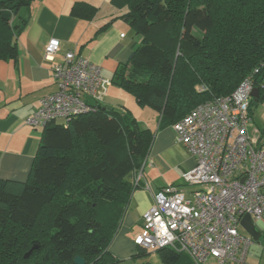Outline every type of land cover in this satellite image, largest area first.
Returning a JSON list of instances; mask_svg holds the SVG:
<instances>
[{"label": "trees", "instance_id": "16d2710c", "mask_svg": "<svg viewBox=\"0 0 264 264\" xmlns=\"http://www.w3.org/2000/svg\"><path fill=\"white\" fill-rule=\"evenodd\" d=\"M37 0H0V61L17 57L16 38ZM140 38L113 84L172 126L196 107L229 97L249 78L264 99V0H110ZM97 9L76 2L70 16ZM105 28V26H104ZM251 102L248 116L251 118ZM120 115V116H119ZM25 182L0 180V264H109L108 251L139 187L153 136L125 113L98 108L48 125ZM28 259L23 256L33 247ZM137 251L143 250L135 247ZM164 264H192L171 249Z\"/></svg>", "mask_w": 264, "mask_h": 264}, {"label": "built area", "instance_id": "2783aa9c", "mask_svg": "<svg viewBox=\"0 0 264 264\" xmlns=\"http://www.w3.org/2000/svg\"><path fill=\"white\" fill-rule=\"evenodd\" d=\"M59 49L56 39L44 47L56 92L40 100L24 121L28 127L41 130L58 120L67 125L94 113L107 95L110 82L99 66L73 52L53 64ZM255 88L247 78L229 97L208 101L172 125L195 165L181 175L183 188L168 186L153 195L133 238L135 247L152 252L168 248L192 264H245L253 242L239 233L240 220L249 215L264 221V149L248 116ZM140 181L141 171L134 185Z\"/></svg>", "mask_w": 264, "mask_h": 264}, {"label": "crops", "instance_id": "0c3cea01", "mask_svg": "<svg viewBox=\"0 0 264 264\" xmlns=\"http://www.w3.org/2000/svg\"><path fill=\"white\" fill-rule=\"evenodd\" d=\"M76 2L97 9L91 20L70 16V8ZM122 12L113 8L110 0H37L30 5L25 13L27 24L16 38V59L0 61V180L25 182L37 153L42 130L28 127L24 121L39 108L42 98L56 92L51 64L44 60V47L50 39L60 43L53 64L61 63L67 52H73L100 67L103 78L110 82L107 93L112 87L122 91L112 82L114 74L127 62L134 44L140 41L135 33L126 35L128 25L118 20ZM145 114L149 123L138 125L150 131L153 139L142 169L134 174L136 177L141 171L140 187L131 198L138 218L124 215L119 234L113 240L117 253L121 247L126 251L130 246L135 248L133 238L141 229L142 215L151 207L153 195L168 186L183 188L181 175L195 165V159L177 140L172 126L159 127V116L151 109ZM257 141L264 149L262 137L257 135ZM252 221L259 240L250 246L245 264H264V221ZM135 226L137 230L131 234Z\"/></svg>", "mask_w": 264, "mask_h": 264}, {"label": "rangeland", "instance_id": "374dc122", "mask_svg": "<svg viewBox=\"0 0 264 264\" xmlns=\"http://www.w3.org/2000/svg\"><path fill=\"white\" fill-rule=\"evenodd\" d=\"M125 32L127 36H131L134 33V31L131 30L129 26L125 27ZM111 89L107 93V96L105 97L102 103L104 107H107V109L117 114L126 112L129 118L131 117L134 119L135 117L137 119L136 120L137 123H139L140 125L144 123H149V120L145 114V111H150L149 108L139 106L134 100V98L131 95H129L126 91L124 90L120 91V89H117L116 87H112ZM111 91L112 92L119 91V92H116L112 95ZM251 118H252L251 131L254 129H257L258 136L262 137V140L264 141V99H262L256 106L251 107ZM55 124L65 126V122L62 120H58ZM187 189H190V188H187ZM141 192L145 193L143 191ZM146 200L145 198H143V201L147 202ZM136 213H137V208L134 207V202H132L130 199L124 215L126 216V214H130V216L137 219L138 216L136 215ZM136 230H137V227L135 226L133 233L131 234H134ZM239 233L242 234L243 236H247L246 233L242 229H239ZM117 234L119 233L117 232ZM115 237L114 239H116ZM113 245H111L113 249H111V246L108 247L113 257L112 262L109 264H164L162 261L161 254L157 251L139 252L135 248H133V246H130V249H127V251L124 249V247H121L120 252L117 253L114 251L115 250L114 248L116 246L114 242H113Z\"/></svg>", "mask_w": 264, "mask_h": 264}, {"label": "water", "instance_id": "95a60500", "mask_svg": "<svg viewBox=\"0 0 264 264\" xmlns=\"http://www.w3.org/2000/svg\"><path fill=\"white\" fill-rule=\"evenodd\" d=\"M253 98V106L257 105L258 100V89H253L252 94ZM100 108V107H99ZM240 228L246 233V235L251 239L253 243L257 242L259 240V232L256 230V225L253 223L252 218L249 215L243 216V218L240 220ZM37 246H33L24 256L23 259H28L31 255L33 250H36ZM47 256L45 257V261H47ZM74 264H84V261L76 256L73 259ZM50 264H55L51 262Z\"/></svg>", "mask_w": 264, "mask_h": 264}, {"label": "flooded vegetation", "instance_id": "af4514ba", "mask_svg": "<svg viewBox=\"0 0 264 264\" xmlns=\"http://www.w3.org/2000/svg\"><path fill=\"white\" fill-rule=\"evenodd\" d=\"M38 248V247H37ZM76 257V256H75ZM48 258V257H47ZM74 259V258H73ZM83 260V259H82ZM84 261V260H83ZM47 262H48V264H50L51 262H53V261H49L48 259H47ZM53 263H55V262H53ZM56 264V263H55ZM84 264H85V261H84Z\"/></svg>", "mask_w": 264, "mask_h": 264}]
</instances>
